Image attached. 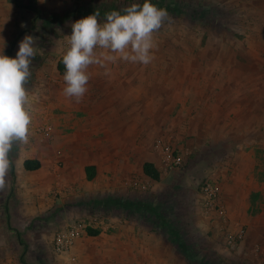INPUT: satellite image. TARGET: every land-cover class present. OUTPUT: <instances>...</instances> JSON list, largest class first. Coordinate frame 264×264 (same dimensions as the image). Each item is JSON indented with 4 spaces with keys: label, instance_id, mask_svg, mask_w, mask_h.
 I'll list each match as a JSON object with an SVG mask.
<instances>
[{
    "label": "rangeland",
    "instance_id": "rangeland-1",
    "mask_svg": "<svg viewBox=\"0 0 264 264\" xmlns=\"http://www.w3.org/2000/svg\"><path fill=\"white\" fill-rule=\"evenodd\" d=\"M89 2L107 14L144 0ZM151 2L169 18L155 34L153 61L138 64V76L120 77L134 84L132 103L76 113L89 125L88 144L112 146L105 160L113 166H102L88 188L76 177L64 189L72 191L70 197L50 211L14 221L11 238L18 243L20 234L24 245L17 254L25 264H263L261 246L253 245L264 240V231L253 234L246 219L264 214V0ZM72 3L0 0V51L9 56L12 48L15 57L25 35L37 38L27 87L39 106L38 122L29 142L54 151L60 176L66 171L65 134L72 130L64 120L69 116L71 122L74 110L58 101L52 71L58 43L76 20ZM88 7L87 13L93 9ZM45 125L51 134L43 135ZM120 132L129 139H110ZM20 147L13 148L15 155ZM166 154L181 155V164L170 168ZM145 161L157 166L158 180L142 171ZM106 179L111 189H96ZM135 180L145 188H137ZM205 181L220 187L211 210L201 198ZM54 194L60 197L59 187ZM71 225L81 228L80 237L59 252L54 234ZM88 227L99 231L90 235ZM6 232L0 233L4 240ZM229 233L236 235L232 242Z\"/></svg>",
    "mask_w": 264,
    "mask_h": 264
},
{
    "label": "crops",
    "instance_id": "crops-1",
    "mask_svg": "<svg viewBox=\"0 0 264 264\" xmlns=\"http://www.w3.org/2000/svg\"><path fill=\"white\" fill-rule=\"evenodd\" d=\"M72 1L75 5L72 13L74 17H76V20L95 12L99 13L100 18L107 12L101 5H92L91 2H89L90 0ZM104 1L107 0H101V2ZM88 6H92L93 9L87 13V9H89ZM76 20H73L72 24ZM58 45L56 51L60 53L56 56L55 70L52 71L57 77L56 81L52 83V86L55 87L54 91L58 101H65L67 106L74 110V117L70 120L71 122L68 120V118H70L69 116L68 118L65 117L64 120L66 126L72 125V130L67 132L68 134H65L64 140L67 141V146L66 150L62 152V156L66 162V171L64 176L58 174L57 165L55 163L57 157H55L54 151L52 149H47L45 145H39L38 140L32 139L33 142H28L21 146L17 155L12 151V165L7 175V187L0 191V233L7 231L6 233L9 235L8 240H4L0 236V264H25L23 255L20 254V256H18L17 254L20 247L24 245L23 240L22 242H18V244L15 239L13 241L11 238L12 231L9 229L14 225V221L17 219L22 221L31 220L44 212L50 211L52 207L58 205L59 201L65 200V198L70 197L72 194V191L64 190L68 189L69 182L76 181V177L81 176V186L88 188L90 185L89 181L100 175L99 171L102 166L106 165V167L109 168L108 170L113 166V163L107 162V159L105 160V157L112 156V146L104 148L100 142L97 144H88V133L91 134L89 125L87 122H83L82 117H78L76 113L78 114L79 110L84 108L89 110L122 108L127 105L126 103H132L130 99L132 97V86H134V84L131 79L127 78L122 80L120 77L138 76V64H131L124 61H117L116 63L106 62L103 60V57L100 56V54L104 52L103 50H97L101 62L90 66L88 69L90 80L88 82V91L83 99L77 103L65 97L63 95V88L65 86L63 80L64 74L60 73L57 69V63L63 54L61 49L66 47L63 45L62 41L58 43ZM41 71V69L37 70V77H41ZM146 75H149V73H143V76ZM115 83L119 84L120 87L112 88L111 86ZM122 99H124V101H122ZM38 107L39 106L35 102V109H38ZM37 122L38 120L34 116L31 126L36 125ZM56 125L57 122L55 123V126ZM128 137H130L128 133L120 132L118 136H111L110 139L113 138V140H116V138H118L119 140H126ZM102 139H106V136H102ZM125 153L127 154L128 151ZM27 159L38 160L40 162L39 167L32 170L26 169L24 163ZM87 166H94L95 174L92 178H88L87 176ZM58 187L61 193L60 197L54 194L57 192ZM95 187L98 190L111 189L108 179L102 182L100 186ZM90 189H93L92 186H90ZM244 218V215H242L243 220ZM246 220L250 222L249 228L254 230L253 234L263 233L264 229L262 230L261 228H264V225L260 226L261 224L258 223L264 222V214L255 215L254 217L250 216V218ZM258 245L259 247L261 246L260 251L263 253L262 263L264 264V240L259 244L255 243L253 246ZM136 246L135 248L137 251L138 248Z\"/></svg>",
    "mask_w": 264,
    "mask_h": 264
},
{
    "label": "clouds",
    "instance_id": "clouds-1",
    "mask_svg": "<svg viewBox=\"0 0 264 264\" xmlns=\"http://www.w3.org/2000/svg\"><path fill=\"white\" fill-rule=\"evenodd\" d=\"M41 3L44 0H40ZM169 18L166 9L151 0L133 3L123 11H110L103 22L95 12L72 24L62 48L63 95L79 103L88 91V69L101 62L124 61L147 66L157 48L155 34ZM37 38L25 35L15 57L0 51V191L7 187L15 146L29 142L35 112V97L27 84L37 54ZM97 49L104 50L98 56Z\"/></svg>",
    "mask_w": 264,
    "mask_h": 264
},
{
    "label": "built area",
    "instance_id": "built-area-1",
    "mask_svg": "<svg viewBox=\"0 0 264 264\" xmlns=\"http://www.w3.org/2000/svg\"><path fill=\"white\" fill-rule=\"evenodd\" d=\"M71 32L72 30L67 31L63 37L62 43L65 47H67V45L64 43L65 38L67 35H70ZM51 130L52 127L50 125H45L42 128V133L43 135H49L51 134ZM165 160L170 168H174L181 164L182 156L175 155L171 157V155L166 154ZM133 184L140 189H143L146 186L144 183L138 180L133 181ZM200 193L205 208L209 210L214 209L216 206L217 197L220 193L219 185L216 182L205 181L200 188ZM219 211L222 212V210ZM243 233V230H240L237 235L242 236ZM80 234L81 228L77 225H71L56 231L53 237L54 248L59 252L67 251L74 244L75 240L80 237ZM235 236V234L229 233L227 236L228 241L232 242Z\"/></svg>",
    "mask_w": 264,
    "mask_h": 264
},
{
    "label": "trees",
    "instance_id": "trees-1",
    "mask_svg": "<svg viewBox=\"0 0 264 264\" xmlns=\"http://www.w3.org/2000/svg\"><path fill=\"white\" fill-rule=\"evenodd\" d=\"M9 56H12V48L9 49ZM57 69L59 70L60 73L64 74L65 68L62 62V57H60V59L58 60ZM24 164H25L26 169L32 170V169H36L37 167H39L40 162L36 159H27L25 160ZM86 170H87L88 178H92L95 174L94 166H87ZM143 171L147 176H149L150 178L154 180H158L160 178V171L152 161H145L143 163ZM98 231H99L98 229H93L91 227L87 228V232L90 235H95L98 233ZM17 237H18V241L22 242V239L20 238V234H17ZM181 244H182L181 241H179L178 246H181ZM183 249L187 257L191 259L194 258V255L190 251L186 250L185 248Z\"/></svg>",
    "mask_w": 264,
    "mask_h": 264
},
{
    "label": "bare ground",
    "instance_id": "bare-ground-1",
    "mask_svg": "<svg viewBox=\"0 0 264 264\" xmlns=\"http://www.w3.org/2000/svg\"><path fill=\"white\" fill-rule=\"evenodd\" d=\"M138 93H139V90H138ZM137 94V93H136ZM145 95V94H144ZM148 96V95H147ZM147 96H145L144 98H147ZM141 97V96H140Z\"/></svg>",
    "mask_w": 264,
    "mask_h": 264
}]
</instances>
